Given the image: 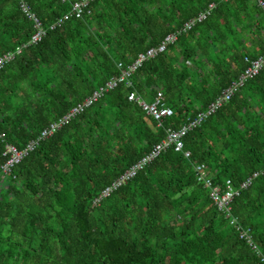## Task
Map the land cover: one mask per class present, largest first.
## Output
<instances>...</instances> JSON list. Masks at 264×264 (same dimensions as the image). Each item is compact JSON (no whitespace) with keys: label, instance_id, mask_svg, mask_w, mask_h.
<instances>
[{"label":"trees","instance_id":"16d2710c","mask_svg":"<svg viewBox=\"0 0 264 264\" xmlns=\"http://www.w3.org/2000/svg\"><path fill=\"white\" fill-rule=\"evenodd\" d=\"M47 27L74 0H25ZM264 4V0H262ZM209 3V15L142 63L68 124L38 141L0 179V264H264V173L231 202L259 256L218 212L192 167L237 186L264 167V65L182 139L189 158L161 152L123 186L99 192L203 110L264 55V13L254 0H93L88 14L46 30L0 68V165L4 145L23 149L50 122L118 74ZM30 21L0 0V56L27 42ZM159 90L161 127L128 92Z\"/></svg>","mask_w":264,"mask_h":264},{"label":"built area","instance_id":"2783aa9c","mask_svg":"<svg viewBox=\"0 0 264 264\" xmlns=\"http://www.w3.org/2000/svg\"><path fill=\"white\" fill-rule=\"evenodd\" d=\"M21 15L28 21H30L33 32L28 38L27 42L16 47L12 52L4 53L0 56V68L10 61L14 55L28 46L37 43L45 34L46 30H52L58 27L63 21L69 18L78 19L82 15L88 14L87 6L93 0H74L70 4L69 11L59 18H56L47 27H44L34 13L30 10L25 0H14ZM63 2L64 0H60ZM227 2L229 0H221ZM254 3L262 9L264 13V4L262 0H254ZM214 7L213 3H209L202 11L198 12L195 16L187 19L182 25L174 32L165 35L155 46L149 47L141 53H138L135 58L127 64L125 67L121 63L116 64L118 74L111 77L102 85L94 89L89 95L84 97L79 102L68 108L60 117L50 121L36 136L34 140L29 141L23 149H15L14 146L5 144L2 155L5 156L4 162L0 165V179L1 182L6 181L8 173L12 166L17 164L29 151H31L38 143L49 136H51L60 127L68 124L79 114L83 113L86 109L92 106L107 92L114 89L118 84L123 83L125 86H129L130 76L149 59H153L157 55L163 53L167 46L174 43L176 37L180 33H185L191 30L197 23L203 21L209 12ZM247 63L243 71L238 77L232 81L227 87H225L218 96H216L207 106L194 113L193 117L187 119L176 129L166 128L164 129L163 138L156 144H154L150 150L137 159L132 165L121 172L113 181L105 186L99 194L92 200L91 206H97L101 199L107 197L112 191L116 190L120 186H123L134 175L140 171L146 164L156 158L161 152L171 148L173 152L181 153L184 158H189V152L183 149L182 139L187 132L197 127L207 117L212 115L219 107L226 103L231 96L249 79L257 75L260 68L264 65V55L259 56L253 60H247ZM126 100L128 102L135 103L140 110L147 116H149L155 123L156 127H161V123L165 118L171 116L172 112L164 102V97L159 90H156L151 96L149 101L144 100L141 96L135 92H128L126 94ZM1 137V135H0ZM194 180L197 184L201 185L203 189L207 191V196L215 209L220 212L228 224L233 226L238 233V237L259 256L258 252L251 243V234L247 228H241L238 226L236 218L231 215V202L238 193L245 189L251 181L258 175L264 173V167L259 172H254L248 176L237 186H233L229 180H224L221 184L213 183L212 176L209 174L206 166L202 163H196L192 167ZM260 262L264 263L262 257L259 258Z\"/></svg>","mask_w":264,"mask_h":264},{"label":"crops","instance_id":"0c3cea01","mask_svg":"<svg viewBox=\"0 0 264 264\" xmlns=\"http://www.w3.org/2000/svg\"><path fill=\"white\" fill-rule=\"evenodd\" d=\"M143 99H144V98H143ZM150 99H151V98H148V99L145 98L144 100L149 101Z\"/></svg>","mask_w":264,"mask_h":264}]
</instances>
